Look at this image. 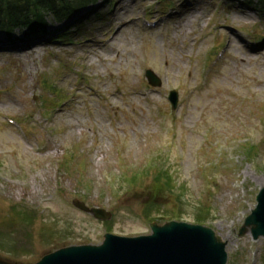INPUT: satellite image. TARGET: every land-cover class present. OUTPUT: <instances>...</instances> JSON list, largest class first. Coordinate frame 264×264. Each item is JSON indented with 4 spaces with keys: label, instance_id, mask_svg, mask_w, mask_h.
<instances>
[{
    "label": "rangeland",
    "instance_id": "rangeland-1",
    "mask_svg": "<svg viewBox=\"0 0 264 264\" xmlns=\"http://www.w3.org/2000/svg\"><path fill=\"white\" fill-rule=\"evenodd\" d=\"M70 3L80 11L68 7L64 20L46 12L0 28V258L32 264L179 219L214 229L228 264H264V238L240 236L264 189L263 5ZM80 17L75 41L55 44ZM76 198L112 220L75 209Z\"/></svg>",
    "mask_w": 264,
    "mask_h": 264
},
{
    "label": "water",
    "instance_id": "water-1",
    "mask_svg": "<svg viewBox=\"0 0 264 264\" xmlns=\"http://www.w3.org/2000/svg\"><path fill=\"white\" fill-rule=\"evenodd\" d=\"M149 78L153 85H161L152 72ZM257 200L258 206L240 235L250 230L255 238L264 236V190ZM80 206L100 220L112 218L105 210ZM152 230L151 236L135 238L107 234L101 246L62 249L37 264H227V244L209 228L171 222L164 226L155 224ZM0 264L12 263L0 259Z\"/></svg>",
    "mask_w": 264,
    "mask_h": 264
},
{
    "label": "trees",
    "instance_id": "trees-1",
    "mask_svg": "<svg viewBox=\"0 0 264 264\" xmlns=\"http://www.w3.org/2000/svg\"><path fill=\"white\" fill-rule=\"evenodd\" d=\"M70 1L71 0H0V28L12 26L25 27L28 22H37L43 19L46 12L57 15L61 21L65 16L64 11L68 7L73 10L72 13L77 10ZM71 10H69L68 13H71Z\"/></svg>",
    "mask_w": 264,
    "mask_h": 264
},
{
    "label": "bare ground",
    "instance_id": "bare-ground-1",
    "mask_svg": "<svg viewBox=\"0 0 264 264\" xmlns=\"http://www.w3.org/2000/svg\"><path fill=\"white\" fill-rule=\"evenodd\" d=\"M200 17L197 15H193L191 19L188 20V26H191L194 22H196ZM181 21V20H180ZM187 26V27H188ZM186 33V32H185Z\"/></svg>",
    "mask_w": 264,
    "mask_h": 264
}]
</instances>
